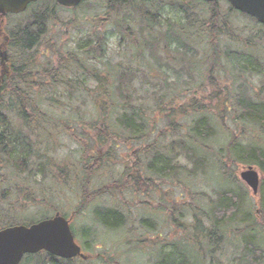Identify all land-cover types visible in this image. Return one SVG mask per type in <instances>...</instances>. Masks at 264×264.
I'll list each match as a JSON object with an SVG mask.
<instances>
[{
  "label": "trees",
  "instance_id": "1",
  "mask_svg": "<svg viewBox=\"0 0 264 264\" xmlns=\"http://www.w3.org/2000/svg\"><path fill=\"white\" fill-rule=\"evenodd\" d=\"M86 1L67 9L72 16L65 23L59 20L58 9L62 7L55 1L33 3L26 10L30 11L28 23L7 32L8 73L0 81V204L17 194L34 205V194L30 192L37 190V178H54L62 187L64 174L67 180L74 179L79 189V204L71 221L90 208L94 223L114 233L126 227L127 208L98 203L124 199L125 193L142 194L146 201L132 205L141 204L153 211L151 196L161 191L165 178L177 176L188 183L175 178L184 191L194 195L189 201L176 200L165 208H156L165 213V223L182 236L166 244L169 252L163 251L164 245L160 248L155 264H223L220 257L226 246L234 257L224 264H264V248L259 240V231H264V97L254 87H247L253 83L251 78L260 74L263 64L251 54L232 53L229 48L221 53L218 48L221 35L233 37L230 17L237 11L227 3L228 11L222 15L218 1L98 0L104 7L103 15L92 19V27L82 39L71 42L73 32L79 31L77 16ZM39 5L41 10H37ZM201 5L208 7L206 15L196 11ZM167 8L177 11L182 23L163 21L162 13ZM198 15L203 18L197 26ZM241 15L260 26L253 18ZM50 23L62 25L63 43L49 39L46 28ZM108 26L122 35L120 45L126 40L124 52L131 54L128 63H103L108 53L104 34ZM202 35L210 42L209 56L203 61L207 68L197 74L201 76L199 83L181 93L165 88L164 92L171 90L172 95L154 98L148 112L143 110L135 97L137 71L129 67L140 69L141 64H148L149 53L152 60L176 62L191 70L197 63L198 50L188 42ZM47 49L52 50V57L46 60ZM57 89L62 92L57 93ZM67 99L68 103H60ZM54 107L67 114V122L47 115ZM160 124L162 130L157 129ZM58 134L79 146V158L74 161L67 156V162L59 161L46 156L45 150L50 177L41 171V158L33 159L35 169L27 170L33 147L53 146L49 136L56 142ZM167 135L179 139L164 145L161 139ZM121 147L127 156L118 155ZM223 159L232 166L255 167L262 174L255 204L246 185L221 166ZM109 166L121 169L119 178L92 188L97 174ZM10 167L20 175L28 171L34 186L7 187L4 171ZM207 175L219 189H214V198H207L203 204L205 192L196 190L194 180ZM47 218L43 216L42 220ZM21 224L17 219H8L0 230ZM140 224L151 232L158 228L155 218H141ZM92 234L89 227L83 232L85 238ZM91 242L87 246L93 247ZM74 260L39 252L26 255L21 264H71ZM105 264L116 263L106 259Z\"/></svg>",
  "mask_w": 264,
  "mask_h": 264
},
{
  "label": "rangeland",
  "instance_id": "2",
  "mask_svg": "<svg viewBox=\"0 0 264 264\" xmlns=\"http://www.w3.org/2000/svg\"><path fill=\"white\" fill-rule=\"evenodd\" d=\"M98 0H87L85 5L83 6L82 12H80L77 16V23L79 25L78 32H73V38L71 42H76L78 39H82L88 32V29L92 27L93 20L95 17L102 16L104 12V7L100 5V1ZM220 12L221 14H225L228 11V4L224 0H218ZM204 7V5H201ZM197 7L199 12H203L204 15L208 12V7ZM42 6L39 5L37 10H41ZM201 9V10H199ZM27 12V13H26ZM30 11H24V13L19 15H13L9 17V19H5L0 27V44L5 42L3 38L7 37L8 33L14 27L18 25L23 28L29 20ZM163 21L170 20L172 23L180 22L181 15L177 11H173L170 8H167L162 13ZM71 11L59 8L58 9V17L60 21L64 23L67 22V19L71 18ZM200 15L196 18V25H200L201 21ZM166 24V23H164ZM230 24L234 30L233 37L221 35L218 40V48H220V52L223 53L225 48H229L232 53L238 54H251L259 59L261 64H263L262 69L260 70V74H256L254 78H251L253 83L248 84L247 87H254L257 92L260 93L262 97H264V26L255 25L250 19L245 18L239 12L231 14ZM6 27V31L4 29ZM46 31L48 32L49 39L54 42L63 43L65 39V34L62 31V25L52 26L50 23ZM4 33V34H2ZM107 38V59L103 62H129L131 54L124 52L123 41L120 45V37L122 36L114 27L108 26L104 32ZM4 36V37H3ZM209 42L210 38L202 35L201 38L197 39L193 37L191 41L188 43L196 48L197 55L195 56V61L198 64V68H195V64H192L191 70L186 66L183 67L182 64H177L176 62H166L163 59H150V54L146 53L149 58L148 64H141V68L138 69L131 65L129 67L132 71H137V77L135 78L134 86L137 88L138 93L136 94V98H139L140 103L143 105V110H147L151 107V103H153V99L161 96H168L167 94L172 95V91L169 90L168 93L164 92L163 89L173 88L174 93H181L186 90H189L196 86L201 80V76L197 75L207 68L205 62H203L209 56ZM66 44V43H65ZM62 45V44H60ZM0 51H4V48H0ZM169 53V52H168ZM162 54V53H158ZM157 56V53H156ZM171 56V54H169ZM52 57V50L47 49L44 59H48ZM159 57V56H157ZM173 59L176 58L174 54ZM221 58L224 59L221 54ZM136 59H139V56ZM128 69V68H127ZM1 71V68H0ZM195 71V72H194ZM8 73V66H7ZM5 73L3 76L0 74L1 79L5 77L7 74ZM171 86V87H170ZM63 88V87H62ZM57 93L62 92V89H57ZM185 94H180V97H184ZM72 101H74L72 99ZM61 102L68 103L67 100H60ZM52 114H47L50 118H56L57 120L67 122V114L64 113L60 108L54 107L52 109ZM228 124L230 122L227 121ZM59 126V125H58ZM164 127L162 124L157 126L158 130H162ZM56 142L49 136V140L51 144L54 146L42 144L35 145L32 150V159L27 165V170L33 168L35 163L32 161L35 158H41L44 160V167H42L41 171L44 170L45 174L50 177V166L46 162V156H52L56 160H66L67 156H70L74 161H76L80 156V148L78 145L70 142L66 136L57 135ZM179 139V137L172 136H164L161 141H164L167 145L169 142ZM250 138V136L247 137ZM47 152H46V151ZM43 151L46 152L43 155ZM126 149L121 147L118 150V155L127 156ZM210 155V153H208ZM145 160V159H144ZM227 161L224 159L221 161V166H225L228 169V173L230 175L236 176L239 178V175L242 171L246 170L247 167L243 165L232 166L231 164L225 165ZM38 166V163H37ZM259 175V189L262 182V174L258 171L257 168L252 167ZM121 169L118 166L103 168L97 176L94 178L92 188H97L103 184L109 183L111 181L117 180L120 176ZM54 173V170L52 169ZM7 187L14 188L18 185L20 188L32 187L34 186V182L32 180L31 175H28L29 172H25L20 175L16 173L11 167L5 169L4 171ZM64 185L59 187L57 180L46 179L41 180L39 176L37 178V183L35 187L37 190L33 191L30 194H34L35 204L33 205L30 201L24 199L22 195L13 194L8 197L5 202L0 204V225H4L5 221L8 219H17L21 225L29 226L30 223L42 221L43 216H47V219L54 217L56 213H59L62 217L69 219L72 212L75 210L76 206L79 204V189L74 179L67 180V176L64 175ZM47 177V178H48ZM176 179L177 176H175ZM174 176L170 178H165L164 183L161 186V191L157 194L151 196L149 200L151 203L155 205L154 212L144 206L137 205L133 206L132 204L135 202L140 203L146 201L145 195H131L128 193L124 194V199H116L111 202H100L99 206H114L118 207L122 210H126L127 208V216L128 222L126 227L118 232H107L102 228L98 227L92 218L91 209L88 208L83 214L71 221V230L74 236L75 243L81 248L82 253L88 257L89 260L85 261L84 259H75L71 262V264H105L106 259H112L116 264H155L158 252L160 248L164 245L163 251L169 252V245L166 244L170 242H177V238L182 236V233H176L173 229V226L165 223V213L159 212L157 209L165 208V205H170L172 201H178L179 203L184 200L189 201L191 197H193L194 192H185L182 184L178 182H183L184 184H188L186 180L178 179L175 180ZM4 181V182H5ZM241 181V180H240ZM195 188L196 190H201L205 192V197L202 198L201 202L204 200L203 204L208 202L207 198H214L213 190H218V184L210 175L206 177L199 176L195 180ZM193 182V183H194ZM243 183V182H242ZM247 187V186H246ZM247 190L250 194V199L253 204H255L259 195H252L251 190L247 187ZM199 192V191H198ZM191 194V196H190ZM196 198V196L194 197ZM200 199V198H199ZM96 205V204H95ZM125 206V207H124ZM55 208V209H54ZM157 208V209H156ZM93 209V206H92ZM163 211V210H161ZM156 212H159L158 214ZM164 212V211H163ZM186 212V211H185ZM187 215V212H186ZM141 218H149L156 219L158 224V228H160L154 232L146 230L140 224ZM45 220V219H44ZM186 220L190 222V217H186ZM34 224V223H33ZM91 228L93 231V236L90 238H85L83 235L84 230ZM259 237L261 240V246L264 248V231H259ZM229 240H232V236L228 237ZM93 245V247H89L87 245ZM95 244V245H94ZM226 252H222L223 255L220 257L221 263L231 262V259L234 257L232 254V249H228V247H224ZM84 260V261H82Z\"/></svg>",
  "mask_w": 264,
  "mask_h": 264
},
{
  "label": "water",
  "instance_id": "3",
  "mask_svg": "<svg viewBox=\"0 0 264 264\" xmlns=\"http://www.w3.org/2000/svg\"><path fill=\"white\" fill-rule=\"evenodd\" d=\"M38 1L40 0H0V17L3 18L7 14H21L30 4ZM54 1L63 8L72 9L78 7L84 0ZM202 1L213 3L217 0ZM226 1L236 11L252 17L264 26V0ZM6 59V52L0 51L2 76L6 72ZM239 177L256 195L259 189L258 173L252 167H248ZM70 222V219L56 213L50 219L29 226L16 225L0 230V264H20L25 255H34L42 251L63 260L86 259L81 248L75 243Z\"/></svg>",
  "mask_w": 264,
  "mask_h": 264
},
{
  "label": "flooded vegetation",
  "instance_id": "4",
  "mask_svg": "<svg viewBox=\"0 0 264 264\" xmlns=\"http://www.w3.org/2000/svg\"><path fill=\"white\" fill-rule=\"evenodd\" d=\"M1 21H2V19H1ZM1 34V33H0ZM4 37V36H3ZM5 38H3V40H4ZM6 43H7V41L6 42H3V45H1L0 44V48H1V46L4 48L5 47V45H6ZM1 50V49H0ZM0 81H2V79L0 78Z\"/></svg>",
  "mask_w": 264,
  "mask_h": 264
}]
</instances>
